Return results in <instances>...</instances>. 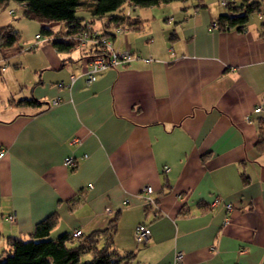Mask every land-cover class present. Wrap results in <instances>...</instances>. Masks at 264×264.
<instances>
[{"label": "crops", "instance_id": "crops-1", "mask_svg": "<svg viewBox=\"0 0 264 264\" xmlns=\"http://www.w3.org/2000/svg\"><path fill=\"white\" fill-rule=\"evenodd\" d=\"M217 3L134 6L139 27L112 46L136 56L89 84L87 48L57 51L48 36L35 39L40 23L22 6L0 9V26L19 33L0 53V258L7 237L27 238L49 213L50 237L103 228L117 213L114 245L138 264H264V149L254 146L264 101L251 112L264 96V14L240 30L211 27L227 11ZM29 96L41 104L10 101ZM137 223L149 230L142 243Z\"/></svg>", "mask_w": 264, "mask_h": 264}, {"label": "trees", "instance_id": "trees-1", "mask_svg": "<svg viewBox=\"0 0 264 264\" xmlns=\"http://www.w3.org/2000/svg\"><path fill=\"white\" fill-rule=\"evenodd\" d=\"M170 0H0V9L15 2L22 6V14L40 23L39 33L50 38L51 45L57 51L74 48V36L85 26H91L96 18H106L112 25L124 28H138L136 17H130L129 9L133 6H148ZM264 0H227V11L219 12L212 20L218 28L242 29L248 15L264 8ZM128 5L126 14L118 12L123 5ZM220 4V3H219ZM81 8L88 16L76 14ZM16 18V16H13ZM59 23L53 29L51 24ZM99 35H107L112 40L114 34L101 25ZM19 33L12 22L0 26V53L7 57L5 48L15 44ZM100 43H90L86 48L88 56L100 50ZM15 104L39 106L41 101L33 96L10 99ZM257 150L264 149V121L258 120V137L254 144ZM243 175V173H241ZM56 215L49 213L34 225V230L27 238L11 236L6 238V248L0 258V264H138L133 251L120 252L114 245L117 213L103 228H96L88 233L72 235L61 232L54 237L48 236L56 222Z\"/></svg>", "mask_w": 264, "mask_h": 264}, {"label": "built area", "instance_id": "built-area-1", "mask_svg": "<svg viewBox=\"0 0 264 264\" xmlns=\"http://www.w3.org/2000/svg\"><path fill=\"white\" fill-rule=\"evenodd\" d=\"M220 4H226L227 0H218ZM13 10L10 9L9 12H12ZM261 12L264 14V9L261 10ZM214 22H210V26H214ZM103 29H107L108 31L112 32L114 35L119 33L121 30L124 29L121 25H112L110 24L107 19L105 18L102 22ZM101 33V30L97 29H91V26L88 24L85 25L78 33L76 36H74L76 42L74 44L75 47L77 48H86L90 43L94 44H101L100 45V50L97 53H93L88 56L87 59V65L84 70V83L89 84L92 82L98 75V73L110 66L117 65L124 63L132 58H134L136 55L130 51L128 48H121L117 49L112 46V40L109 38L107 35H99ZM35 39H39L41 37V34L39 32H36L34 34ZM34 43L29 44L26 48L27 49H33ZM150 56L147 55L144 60H149ZM71 79H73V76H71ZM53 102H57V99H53ZM264 101V96L260 98V100L251 108V112L258 113L262 110V102ZM246 118H249V113L245 115ZM4 153V150L0 148V156ZM84 156V155H82ZM75 161V157L70 154L67 155L63 159V163L65 165H71ZM163 170H167V166H163ZM142 190L144 192V203H150L152 202V198L150 196L152 192V187L149 184H144L142 186ZM220 201V198L214 197L210 201V205H215V203ZM224 206L226 209L231 208V204L229 202H225ZM8 220H13L14 219V214L9 213L7 215ZM80 228H74L72 230V235H79L81 233ZM149 235V230L148 227L143 224V223H137L134 227V232H133V238L136 243H142L146 240V238ZM182 252L178 251L174 255V260L178 261L182 259Z\"/></svg>", "mask_w": 264, "mask_h": 264}, {"label": "rangeland", "instance_id": "rangeland-1", "mask_svg": "<svg viewBox=\"0 0 264 264\" xmlns=\"http://www.w3.org/2000/svg\"><path fill=\"white\" fill-rule=\"evenodd\" d=\"M217 1H218V0H217ZM217 4H218L219 7L224 8V5L219 4V2H218ZM128 5H129V4H128ZM128 5H127V4H126V5H123V6L120 8V10H119L118 12H124V13L126 14V12H127V8H128ZM8 6H10V4H8ZM8 6H7V8H8ZM132 10H134V6L131 7L130 10H128V11H132ZM136 10H137V9H135L134 11H132V12L130 13V15H131L133 12H135ZM260 11H261V10H260ZM76 14H77V15H81V16H87V13L84 12V10H82L81 8H78V9L76 10ZM29 28H30L29 26H26V27H25V29H24L25 33L28 34V31L30 30ZM21 36H22V38H23V34H21ZM1 254L3 255L4 253H1Z\"/></svg>", "mask_w": 264, "mask_h": 264}]
</instances>
